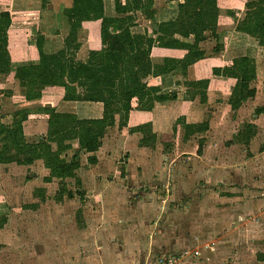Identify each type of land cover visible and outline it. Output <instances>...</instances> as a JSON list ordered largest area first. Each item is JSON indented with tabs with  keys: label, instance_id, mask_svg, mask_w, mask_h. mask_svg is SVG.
Here are the masks:
<instances>
[{
	"label": "trees",
	"instance_id": "16d2710c",
	"mask_svg": "<svg viewBox=\"0 0 264 264\" xmlns=\"http://www.w3.org/2000/svg\"><path fill=\"white\" fill-rule=\"evenodd\" d=\"M51 0H41L47 5ZM172 1V0H169ZM179 1L174 20L156 24L153 36L134 34L131 27L136 22V13L144 18H152L153 0H115L114 15L105 11L103 0H71L62 14L66 18L68 31L63 38L62 47L47 51L45 37L39 34L28 40L38 52V62L17 65L14 78L24 89L26 100L41 97L44 86H59L64 90V101L100 102L103 106L100 118H79L75 114L57 112L55 108L45 109L47 128L37 141L28 142L23 122L32 112L23 109L16 113L11 124H0V164L15 163L31 165L42 160L49 171L45 182L59 181L57 200L85 197L81 180L76 171L80 167L82 153H91L87 162L95 164V153L102 144L107 128L118 121L119 129L127 127L129 114L134 109L152 111L157 103L174 101L177 92L149 84L148 77L182 74L185 78L189 66L202 60L205 51L201 47L208 36L218 38L217 24L219 7L217 0H176ZM245 6V16L237 22L236 29L264 43V0H241ZM12 22L8 10L0 12V75L11 72V57L8 50V29ZM87 29L92 40L88 43L87 56L77 58L81 48L78 30ZM217 44L215 51L219 52ZM161 56L160 62L153 55ZM213 74L235 80L228 98L231 110L238 109L242 103L256 94L250 87L256 78V64L249 56H238L229 66L214 67ZM209 79L178 81L185 88L183 100L192 102L197 97L201 104L208 101ZM177 83V84H178ZM258 108L256 112L263 111ZM154 123L147 122L129 127V133H140V146L154 147L156 133ZM180 126L184 139L195 133L205 131L208 122L187 123L180 114L172 124V132ZM256 134L252 123H245L238 132L239 141L248 145ZM203 141L198 142L197 151L202 149ZM71 153V154H70ZM75 179L78 190L67 188L65 180ZM256 258L264 262V251Z\"/></svg>",
	"mask_w": 264,
	"mask_h": 264
},
{
	"label": "rangeland",
	"instance_id": "374dc122",
	"mask_svg": "<svg viewBox=\"0 0 264 264\" xmlns=\"http://www.w3.org/2000/svg\"><path fill=\"white\" fill-rule=\"evenodd\" d=\"M218 2L221 24L224 23L227 27L231 25L234 28L237 22L241 20L242 10L240 9L245 11V6L238 4L236 0H219ZM0 3L8 5L10 13L21 12L24 13L22 16L25 17L19 20L14 18L13 25L11 29L9 27L8 31V50L12 69L8 74L0 75V124H11L16 113L23 109H30L32 112L28 119L23 122V129L26 140L34 142L45 134L48 117L45 109L54 108L53 105L55 104L47 105V100L45 104L42 103V105L38 106L26 102L27 100L23 95L24 89L20 87L19 81L14 78L15 64L26 63L27 60L22 62L23 57L26 55L30 56V47L34 46L28 40L39 34H43L45 37L44 45L47 51H56L62 47L63 38L68 31V24L62 11L66 6L70 5L71 0H51L47 5L43 6L41 5V0H0ZM226 18H230V20H226ZM232 35L233 31H230L227 38L229 43L233 44L234 38L235 40L239 38ZM248 37L253 38L250 35ZM78 39L81 43V48L77 53V58L84 60L87 56L88 43L92 40V35L87 29L81 28L78 30ZM208 39H210L209 42H204V48L206 49L204 51L207 56L205 58L206 62L197 64V71L201 74L210 73L211 65L218 62L214 60L216 58L218 60L217 56L220 54V50L219 52L215 51L213 37L209 36ZM211 39L213 40L211 41ZM223 41L227 42V40ZM254 42L257 44L255 38L253 42L245 40L243 44H245L244 46L246 44L249 46L254 44ZM239 48L241 47H232L227 52L229 57L235 55V53L239 54L242 51ZM246 52L251 53L253 51L252 49H247ZM253 54H258L257 48H254ZM161 58L157 54L153 55L155 62L161 61ZM218 63H220V60ZM259 66L261 67L260 73H263V62ZM212 76L216 75L213 74ZM184 79H188V75L184 78L182 74L177 73L173 77L168 78L166 76L153 82L158 83L162 88L172 89L177 92L176 100L167 104L157 105L161 108L159 110L155 109L156 116L154 117L157 120L154 123V131L157 138L154 147L147 146L148 149L144 150L141 147L145 146H140L139 141L136 143L138 135L133 136L135 137L134 142V138L130 140L125 137L127 135L125 132L123 137L124 133L120 132V129H117V131L111 129L104 138L101 148L97 151V163H88L86 153L81 154L80 167L76 175L81 180L82 189L86 192L83 199L75 196L72 199L65 197L62 201H58L56 194L60 188L59 181L57 179H53L52 182L44 181L49 171L44 167L42 160H37L31 165L0 164V264H107L104 261L105 257H102L100 251L106 248L104 235H110V226L107 227L106 225L112 220V217L106 213L104 202L111 200L110 203L112 204V200L120 199V186L133 181H127V172L132 171V174H136V170L138 172L141 171V168L137 165H141L143 160L148 159L146 151L154 153V158L157 157L158 167L161 168L162 166L160 170L164 171L167 176L169 171L172 170L171 164L174 162H178V167L183 168L185 173H191L204 164L200 156L192 157L190 154L191 152H194L193 155L195 154L194 150L197 149L198 144L194 142L185 143L184 137H182L184 131L180 126L176 128L175 133L172 132L173 118L171 119L168 112L182 110L180 114H183L187 107H204L201 118L203 121L207 120L208 122L210 120V123L212 122L213 126L208 131L209 133L215 131L214 135H218L217 128L221 120L225 119L224 116L232 117L227 108L226 110L222 108L229 107V104H227L229 97L227 98L226 95L231 80L228 81L221 76H218L213 81L210 79L208 101L201 104L198 97L193 102L183 100L185 88L178 81H184ZM44 98L47 99V94ZM251 106L250 103L246 104L245 107ZM234 128L236 127L231 125L228 129L232 132ZM124 131L129 134V129ZM166 135H169V138H166ZM108 137L110 138L108 139ZM141 138L142 134H140ZM165 139L168 142H163ZM197 139H199L198 136H195L193 140L197 141ZM233 140L234 142L235 140L239 141V138L237 139L234 135V138L229 140V142ZM222 141L219 140V143ZM129 142L131 143L129 144ZM229 142L226 141V145ZM214 143L218 142L214 141ZM256 143L257 145L253 148V151L255 150L256 153L257 148H259V152H263L264 142L260 137H257ZM1 145L0 137V147ZM220 145L221 147L223 146L220 143L216 149ZM253 146L254 144L251 145V147ZM233 152L235 153V150ZM239 153H247L252 156V152H249V147L247 146L245 148L240 147ZM257 173L259 172L256 171ZM156 174L155 181L159 177V173L156 172ZM135 177L136 175L132 178L134 179ZM200 181L202 180L199 178L189 180V182L194 183H199ZM65 183L68 189L75 192L78 190L75 185V179L68 178ZM162 187L161 193L157 192L162 197L161 199L169 193L168 179L162 182ZM132 197L125 204L124 210L122 207L117 208V214L119 216L123 214L126 221L143 214L152 216L156 212V210H150V213L147 212L148 204H146V200L145 203L130 202L137 198L136 196ZM158 212L160 215L159 213L155 214V219L157 215L160 216L159 219L162 217L168 218L169 213L165 209H159ZM252 216H255L253 219L255 221L253 222L256 224L254 238H251L252 241L248 242L246 239L240 238L235 243V248H231L228 252L223 253L224 255L218 257H206V254L203 253L201 258H197L200 257L198 255L201 250L198 249L197 253H193L194 257L190 262L192 264H264V262H260L256 258L257 253L264 251V207ZM128 225L131 227L132 224L129 223ZM135 226V224L132 225L134 229ZM137 226L141 229L140 225ZM245 233L247 234V232ZM108 242L111 245L112 241ZM113 244L115 243L113 242ZM198 245L204 246L201 242H198L193 246L194 248L191 247L192 251H196L195 249L198 248ZM164 256L166 255H156L154 257L158 261ZM142 257V261H136L135 264L152 263L150 261L152 257ZM127 261L129 259L123 264H126Z\"/></svg>",
	"mask_w": 264,
	"mask_h": 264
},
{
	"label": "crops",
	"instance_id": "0c3cea01",
	"mask_svg": "<svg viewBox=\"0 0 264 264\" xmlns=\"http://www.w3.org/2000/svg\"><path fill=\"white\" fill-rule=\"evenodd\" d=\"M103 1L106 13L108 15H114L115 0ZM120 1L124 3L125 0ZM218 1L219 0H217V2ZM236 1L238 4L244 6L243 1ZM178 3L179 1L176 0H153L152 18H144L140 12H137L136 22L131 27L132 33H147L153 36V31L157 23L174 20L176 18ZM0 6V12L5 10L10 11L8 5L0 3ZM240 10H242L240 16L242 19L245 16V11L243 9ZM22 14L24 13L11 12L12 22L10 29L13 25L14 18L17 20L23 19L24 16H22ZM220 17L222 16L220 15ZM226 20H230V18H226ZM235 26L234 28L231 27V25L227 27L224 23L221 24V18L218 20V38H213L214 40L211 39V41L213 40L214 47H216L217 44L221 45L220 54L217 56L218 60L216 56V60H214L215 62H219L220 60V63L217 62L211 65L210 73L208 74L199 73V71H197V64L206 62L205 58H207V56L205 55L202 60L189 66L187 74L188 80L207 78L213 81L218 78V76H212V68L214 66H229L232 64V60L235 57L249 56L254 59L256 64V78L250 84V87L256 90L255 96L244 101L236 110H231L230 107H222L223 109L225 108L224 110L227 108L228 112L232 114V117L228 118L227 115L226 117L224 116L225 119L221 120L217 128L218 135H214L215 131L209 133L208 129L213 126L212 122L210 123L209 120L208 128L205 132L195 133L188 137L189 140L184 139L185 143L194 142L198 144L200 140L203 141L200 152L197 151V145L196 150L192 148L195 154L193 155L194 152L190 153L192 157L200 156L201 161L204 163L200 165L199 169L191 173H185L183 168L178 167V162H174L171 164L172 170L169 171V175L167 176L164 171L162 172L160 170L162 166L161 168L158 167L157 157L154 158V153L146 151L148 159L143 160L141 165H137L141 168V171L138 172V170H136V174L133 173L136 177L134 179L132 178L134 176L132 171L127 172V181H133L129 182V184L120 186V199L112 200L113 205L110 203L111 200L104 202L106 213L112 217V220L106 225L107 227L110 226V235H104L106 248L100 251L102 257H105L104 261L107 264H123L127 259H129V261H127L126 264H135L136 261H142V256L152 257L150 259L152 263L148 264H157L158 261L154 257L156 255L177 256L181 257L177 264H192L190 261L194 257L193 253H197L198 249L201 250L198 255L200 257L197 258H201L203 253L206 254V257H218L224 255L223 253L228 252L231 248H235V243H237L240 238H244L248 242L251 238H254L256 224L253 222L255 221L253 219L255 216L251 217V215H255V213L259 212L264 207V147L263 152H259V148H257L256 153L255 150L253 151V148L257 145V137H260L264 142V110L259 113L256 112L258 108L264 109V71L260 73L261 67L259 66L261 62H263L264 65V43L255 44L254 42V44H250L249 46L246 44V46H244L245 44H243V41L253 42L254 38L248 37L247 34L238 31ZM230 31H233L232 36H237L239 38L236 40L234 38L233 44L229 43L227 38ZM208 38L209 36L206 39L207 41L205 40L204 42H209L210 39ZM223 40H227V42ZM204 42L201 43L203 49H205ZM230 45L232 46L230 47ZM236 46L241 47L239 50L242 49V51H240L239 54L235 53V55L229 57L227 52L230 51L232 47L236 48ZM254 48L258 49V54H253ZM247 49H252L253 52H246ZM30 53V56L26 55L22 60V62H25L24 60L28 62L26 61V63L21 64L38 62V53L35 46L30 47ZM19 64L20 63H16L15 65L17 66ZM166 76H168V78L173 77V75H165L162 77L164 78ZM162 77H148L146 81L149 84H158L153 82H156ZM226 80H231L226 95L228 98L231 93V88L235 84V80L231 78H226ZM210 83L211 82H209V85ZM46 94L47 99L44 98ZM63 94L64 90L62 87L44 86L41 89L40 98L25 101L38 106L42 105V103L45 104L47 100V105L55 104L53 107L57 112L75 114L79 118H100L102 116V103L64 101L62 99ZM170 102L172 101L157 103L152 111H141L135 109L136 103L134 101V109L129 114L128 125L120 129V132H125L128 135L125 136L124 133L123 137L125 136L130 140L134 138L135 142V137L133 136L138 135L136 139V143H138L140 139L139 133L130 135V133L128 134L124 130L150 121L155 123V120H157V118L154 117L156 116L155 109L159 110L161 108L158 107L159 105ZM250 103L252 105L251 107H245L246 104ZM203 109L204 107H187L186 110L183 111L186 122H203L201 118ZM181 111L182 110H174L168 112L171 119L173 118L172 124ZM230 122L231 124L229 125ZM245 123H252L256 127V134L250 140V143L245 145L238 140L229 142V140L234 138V135L237 137L238 132L243 128ZM231 125L236 127L232 132L228 129ZM111 129L116 131L119 129L118 121H116L115 126L107 128L102 143ZM195 136L199 138L197 141L193 140ZM215 137L216 139L214 140ZM109 138L110 137H108V139ZM166 138H169V135H166ZM219 140H223L220 142L223 146L221 147L220 145V149H216L220 144ZM214 141L218 143H214ZM226 141L229 142L228 145H226ZM163 142H168V140L165 139ZM130 143L131 142H129V144ZM252 144H254L253 147H251ZM246 146L249 147V152H252V156H249L247 153H239V148H245ZM141 148L144 150L148 149L147 146ZM234 150L235 153L233 152ZM89 155L92 154L86 153V156ZM95 155L98 160L97 152ZM256 171L259 173L256 174ZM156 172L159 173L157 181H155V176H157ZM196 178L202 181L199 183L189 182V180H195ZM167 179L169 180L170 186L169 193L161 199L162 197L158 195L157 192L159 194L161 193V190H163L162 182ZM131 196H133L132 198L135 196L137 198L130 202L145 203L146 200V204H148L147 212L150 213V210H156V212L152 216L143 214L126 221L123 214L122 216L117 214V208L122 207L124 210L125 204ZM159 209H165L166 212L169 213L168 218L162 217L159 219ZM157 213H159V215H157L155 219L154 215ZM121 217L123 218L121 219ZM129 223L132 225L135 224V229L132 225L130 227L128 225ZM137 225H140L141 229H139ZM245 232H247V234ZM108 241H112L111 245ZM113 242L115 244H113ZM198 242H201L204 246L201 247L198 245V248L195 249L196 251H192L191 247L194 248L193 246Z\"/></svg>",
	"mask_w": 264,
	"mask_h": 264
},
{
	"label": "built area",
	"instance_id": "2783aa9c",
	"mask_svg": "<svg viewBox=\"0 0 264 264\" xmlns=\"http://www.w3.org/2000/svg\"><path fill=\"white\" fill-rule=\"evenodd\" d=\"M181 257L177 256H164L158 260L157 264H177Z\"/></svg>",
	"mask_w": 264,
	"mask_h": 264
}]
</instances>
